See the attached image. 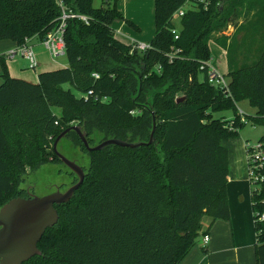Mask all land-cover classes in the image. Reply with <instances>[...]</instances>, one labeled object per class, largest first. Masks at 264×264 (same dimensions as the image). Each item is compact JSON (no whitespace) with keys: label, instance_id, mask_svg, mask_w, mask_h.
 I'll list each match as a JSON object with an SVG mask.
<instances>
[{"label":"trees","instance_id":"obj_1","mask_svg":"<svg viewBox=\"0 0 264 264\" xmlns=\"http://www.w3.org/2000/svg\"><path fill=\"white\" fill-rule=\"evenodd\" d=\"M154 1L155 36L151 49L139 53L115 37L113 25L125 21L115 6L0 0V40L17 46L56 27L58 2L88 18L68 21L67 66L40 73L38 83L11 77L0 56V207L22 192L26 169L60 161L53 143L71 126H81L95 146L109 138L148 142L156 122L154 143L136 149L88 152L75 132L62 139L59 144L88 156L87 169L75 160L85 180L68 203L55 206L58 223L40 240L41 254L24 264H181L204 217L230 219L229 153L222 142L237 138L246 123L264 127V0ZM186 3L194 9L180 19L175 40L171 19ZM244 7L252 17L240 24ZM231 26L237 34H226ZM211 41L226 51L227 93L200 69L212 58ZM243 101L256 109L245 122L236 107ZM223 111L234 119L213 117ZM259 144L264 150V134ZM251 197L253 212L264 213V182ZM253 219L255 261L264 264V221Z\"/></svg>","mask_w":264,"mask_h":264},{"label":"crops","instance_id":"obj_2","mask_svg":"<svg viewBox=\"0 0 264 264\" xmlns=\"http://www.w3.org/2000/svg\"><path fill=\"white\" fill-rule=\"evenodd\" d=\"M108 4L115 6L123 15L125 21H117L113 25L115 37L126 45L135 43L150 44L155 36V1L148 0H93V6L100 8ZM147 4V5H146ZM126 21L135 27L129 26ZM179 20L176 21V26ZM178 27V26H177ZM232 34L229 31V35ZM36 53L38 67L36 72L28 68V62L23 59H11L7 57L10 50L17 44L9 40H0V56H5V65L11 77L22 79L31 83H38V75L43 72L53 71L67 66V59L59 62L60 57L53 58L42 46L40 39L33 38L30 41ZM217 46L223 52L222 60H225L224 71L219 63L210 62V65L220 74L226 76L228 64L226 51L211 41L210 45ZM63 57V56H61ZM21 58V57H20ZM2 63L0 61V76ZM230 81L229 78H227ZM3 80L0 77V86ZM239 116H254L256 109L252 108L247 101L236 104ZM215 119L224 118L232 121L235 117L232 111H223L213 114ZM261 127V126H258ZM252 131H240L239 136L222 142L229 153V174L227 178V196L230 211L229 221H212L205 217L202 223V233L197 244L189 251L181 264H256L255 245L257 243L254 228V212L252 207L253 187L248 182V152L247 147L258 144L264 129L257 134V127ZM264 128V127H263ZM255 133V134H254ZM208 235L210 240L207 245L203 244V237ZM206 250V252H204Z\"/></svg>","mask_w":264,"mask_h":264},{"label":"water","instance_id":"obj_3","mask_svg":"<svg viewBox=\"0 0 264 264\" xmlns=\"http://www.w3.org/2000/svg\"><path fill=\"white\" fill-rule=\"evenodd\" d=\"M184 98L179 99L182 101ZM156 128L153 118V129L148 142H129L116 138L103 140L95 146L89 144L86 132L79 125L64 130L53 143V151L62 164L75 174L77 182L65 191L56 189L45 196L29 195L28 198L17 197L0 207V264H24L41 254L38 244L46 230L54 227L59 221L55 206L68 203L85 180L84 169L73 160L66 158L58 151V144L70 132H75L88 152L102 151L110 146L136 149L154 143Z\"/></svg>","mask_w":264,"mask_h":264},{"label":"built area","instance_id":"obj_4","mask_svg":"<svg viewBox=\"0 0 264 264\" xmlns=\"http://www.w3.org/2000/svg\"><path fill=\"white\" fill-rule=\"evenodd\" d=\"M58 5L61 9V14L58 17V23L56 27L50 30L44 39L40 40L42 46L49 52V54L53 58H58L65 55V40L64 35L67 28V23L69 20H78L83 23H88V18L85 15L73 12L72 10H67L63 7L61 2H58ZM205 7L207 4L204 5ZM194 9L189 4H185L179 10H177L173 16L171 21L176 24V21L179 20L184 16V14L188 11ZM172 34L174 35V39L177 40L179 37L180 27L175 26L171 30ZM31 39L26 40L22 45L17 46L15 49H12L8 52V58H15L17 56L24 58L27 60L29 68L35 70L38 67V60L36 58V53L33 49V46L30 43ZM131 51H138L139 53H144L151 49L150 44L145 43H135L130 45ZM179 50H175L173 53L169 54L168 57L170 61H173V58L178 54ZM207 68V80L208 82L220 89H223L226 93L228 92L229 81L227 77L220 74L216 69H214L210 65V61L206 63V65H201L200 69ZM95 78H98V75L94 74ZM106 101V99H104ZM132 115H135V111L130 112ZM242 122L245 119H241ZM248 152V182L253 187V191H259L261 184L264 182V150L261 144H256L253 146L247 147ZM255 220L257 223L264 221V213L254 211ZM210 240L208 235L203 237V244L207 245Z\"/></svg>","mask_w":264,"mask_h":264},{"label":"rangeland","instance_id":"obj_5","mask_svg":"<svg viewBox=\"0 0 264 264\" xmlns=\"http://www.w3.org/2000/svg\"><path fill=\"white\" fill-rule=\"evenodd\" d=\"M145 1L147 2L148 0H145ZM189 6H191V5L189 4ZM239 16H240L239 22H240V24H242L245 22V20L248 17H249V19L252 17V12H249L244 7L242 9H239ZM177 26L179 27V24H177ZM229 31H231L232 34H234L236 32V30L232 26L227 28L226 34L229 35ZM236 34H237V32H236ZM242 35H244V33H241L237 39L240 40V36H242ZM209 48H210V52L212 55L210 62L211 63L213 61L216 62V66L219 63H221V66H222L223 71H224L225 60H222L223 52L221 50H218L217 46H215L213 44L210 45ZM16 59L20 60L23 58L17 57ZM65 60L66 59L63 56V57H60L59 62L63 63ZM26 62H27V60H26ZM227 64H228V61H227ZM31 71L36 72V70H31ZM199 79L202 81L203 76L200 75ZM65 88H69V86H65ZM72 91L75 95L80 96L74 89H72ZM55 111L57 113L59 112L58 109H55ZM245 116H242V117L240 116V117H241V119L242 118L244 119ZM253 127H257V129H258L257 134H259L264 129L263 127H258V126H253ZM244 130L245 131H252V133L256 132V131H253L254 129L252 128V125L249 123H246ZM97 144H99V143H97ZM97 144H95V145H97ZM57 149L66 158L73 160V161H75V160L79 161L82 165H84V168L87 169L88 163H89L88 162V160H89L88 156L81 153L79 150L74 151L75 149L73 150L70 144L68 145V147H65L62 143L58 144ZM19 180H20V185H19L20 189L21 188L27 189V188H30L31 186L34 185L33 194L41 197V196H45V195H48V194L54 192V189L56 187H59V186L60 187L62 186V192H63V190H65L67 187L74 184L73 182L75 181V178L74 177L72 178L69 175V169L67 167H65L60 161H58V162L43 165L41 168H39L35 171H31L29 169H26L25 173L20 176ZM18 197H25L26 198V194H25L24 190H22V192L19 193ZM204 219H205V217H204ZM201 233H202V231H201ZM201 233H200V235H201Z\"/></svg>","mask_w":264,"mask_h":264},{"label":"flooded vegetation","instance_id":"obj_6","mask_svg":"<svg viewBox=\"0 0 264 264\" xmlns=\"http://www.w3.org/2000/svg\"><path fill=\"white\" fill-rule=\"evenodd\" d=\"M61 141H62V140H61ZM61 141H60V142H61ZM70 186H72V185H70ZM70 186H69V187H70ZM63 187H64V186H63ZM67 188H68V187H67ZM67 188H66V189H67ZM56 189H59L60 191H62V186H61V187H60V186H59V187H56V188L54 189V191H55ZM66 189H65V190H66ZM21 190H24V192H25V194H26V198H28L29 195L33 194L34 185L31 186L30 188H27V189H26V188H25V189H24V188H21ZM65 190H63V191H65Z\"/></svg>","mask_w":264,"mask_h":264}]
</instances>
